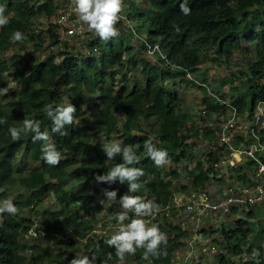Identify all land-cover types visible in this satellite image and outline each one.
Instances as JSON below:
<instances>
[{
    "label": "trees",
    "instance_id": "trees-1",
    "mask_svg": "<svg viewBox=\"0 0 264 264\" xmlns=\"http://www.w3.org/2000/svg\"><path fill=\"white\" fill-rule=\"evenodd\" d=\"M125 2L130 11L124 8L116 27L122 26L128 38L119 33L103 41L88 33L77 47L61 41L54 22L46 29L35 27L36 18L55 17L53 0H0L10 21L0 28V88L9 89L8 95L0 96V205L11 200L17 206L15 215H0V264H71L84 255L94 257L96 264H178L176 256L189 231L159 213L169 206L174 183L183 170L192 177L189 184L193 188L204 189L210 183L214 171L207 164L214 161L212 154H208L207 164L196 161L193 169L190 165L197 153L193 138L209 140L216 129L184 120L182 97L172 88L176 79L206 94L202 101L206 116L200 120L216 124L224 105L216 99L219 95L207 92L215 80L203 59L211 56L210 66H219L237 56L241 67L220 81L219 87L231 85L229 92H236L231 100L240 114L252 118L257 105L264 104V0H188L191 11L187 15L180 9L183 0H123V5ZM16 30L24 33L23 42L31 43L33 53L26 59L13 57L14 64H10L3 55L17 42L12 39ZM137 34H142V43L135 40ZM154 47L159 48L157 58L149 55ZM236 80L242 84L232 86ZM69 102L76 112L73 124L66 126L68 134L52 132L46 106L64 107ZM84 117L91 118L94 127ZM25 119L38 121L49 139L33 141L32 133H21L13 140L9 128L21 129ZM198 131L210 132L199 136ZM102 138L131 145L137 153L139 159L132 166L144 171L139 178L142 187L129 194L159 205L151 216L142 217L147 226L157 225L168 238L158 256L145 258V249L137 248L134 255L126 254L121 260L104 235H91L80 246L83 235L95 230V213L103 205L118 204L107 201L105 192L116 190L117 200L128 194L127 182L96 180L111 169L108 162L112 167L123 162L119 155L107 160ZM146 141L167 150L174 167L156 166L144 150ZM47 143L61 152L56 166L44 160ZM19 155L36 165L24 168L17 160ZM17 161L22 169L15 166ZM252 165L249 162L233 170L243 172L237 175L238 181L244 180ZM13 189L17 192L9 199ZM48 198L59 210L42 209ZM108 209L111 220L117 222L118 212ZM253 210L247 217L233 211L232 227L221 225L216 230L222 245L215 264H264V253L251 242L252 230L245 219L255 216ZM128 215L126 224L134 219L133 212ZM31 228L47 239L60 236L67 241L58 249L29 244L25 236ZM236 257L239 261L234 263Z\"/></svg>",
    "mask_w": 264,
    "mask_h": 264
},
{
    "label": "built area",
    "instance_id": "built-area-1",
    "mask_svg": "<svg viewBox=\"0 0 264 264\" xmlns=\"http://www.w3.org/2000/svg\"><path fill=\"white\" fill-rule=\"evenodd\" d=\"M55 24L61 41L70 44L74 41L82 42L88 33L95 34L79 20L73 0H67L66 7L57 16ZM151 52L159 54V48L154 47ZM187 77L192 79L190 75ZM198 85L204 86L201 83ZM221 103L224 109L221 111L223 114L220 115L219 122L213 124L207 121L202 125L204 128L215 127L216 131H212L214 137L209 140L200 138L199 141L203 146L206 145L205 155L202 156L204 161H200L201 164H207L208 154L214 157V161L210 165L207 164V167H212L214 171V175L210 176V183L206 184L204 189L193 188L189 184L192 177L183 171L182 175L180 174V177L185 178L184 180L181 178L183 185L173 189L169 206L159 213L168 220H173L175 212L183 215L179 224L176 220L173 223L189 231L190 237L192 235L194 240L201 235L207 224L211 228H216L217 225L225 227L226 220L232 218L233 211L244 215L251 209L264 208V131L258 128V123L264 116L262 111L264 104L257 105L251 118L247 113L240 114L231 103L225 101ZM205 116L206 110L202 107L197 117ZM245 122L246 125L243 126ZM198 132L200 136L210 131ZM198 148H195L194 153L199 152ZM249 162H253L252 172L246 173L244 180L234 182L232 185H216L223 171L232 172L238 166ZM36 235L37 232L31 228L25 237H36ZM194 251V249L189 250L187 256H192ZM202 252L206 251L203 249Z\"/></svg>",
    "mask_w": 264,
    "mask_h": 264
},
{
    "label": "clouds",
    "instance_id": "clouds-1",
    "mask_svg": "<svg viewBox=\"0 0 264 264\" xmlns=\"http://www.w3.org/2000/svg\"><path fill=\"white\" fill-rule=\"evenodd\" d=\"M73 3L75 11L79 14V20L87 25L89 31H94L101 40L107 41L119 34L116 24L120 20L123 0H73ZM180 9L185 15L190 13L188 0H183ZM6 11V5L0 3V28H4L10 23ZM12 39L23 42L26 37L23 32L16 30L12 33ZM8 91V88H0V96H5ZM75 112L76 109L70 102L64 107L53 108L52 105H47V116L53 122L52 132L67 135L66 126L73 124ZM22 123L21 129L9 128L13 140L19 139L21 133H32L33 141H47L49 139L48 132L41 131L38 121L25 119ZM144 150L156 166H163L169 162L167 150L157 148L151 141L145 142ZM103 152L109 161L114 160L119 155L123 162L116 164L105 174L97 175V182L114 183L118 180L121 184L127 182L128 186V194L123 195L119 200H117L118 193L116 190L105 192L107 201L113 204L118 203L124 210L115 215V219L122 226L107 243L115 247L116 254L121 260L126 254L134 255L137 248L145 249V258L149 254L158 256L160 246L167 245L168 238L157 225L147 226L142 217L151 216L155 210H158L159 205L151 201L145 202L141 197L129 194L136 193L141 189L142 184L139 182V178L144 175L142 168L132 166L139 159L136 151L131 145L123 146L120 141H112L104 145ZM43 155L48 165L56 166L60 163L61 152L54 145H48ZM129 212H133L138 218L131 219L129 223L124 224L126 220H129ZM4 213L15 215L17 206L11 200L4 202L3 205H0V215ZM71 264H96V261L94 257L90 258L84 255L72 259Z\"/></svg>",
    "mask_w": 264,
    "mask_h": 264
},
{
    "label": "rangeland",
    "instance_id": "rangeland-1",
    "mask_svg": "<svg viewBox=\"0 0 264 264\" xmlns=\"http://www.w3.org/2000/svg\"><path fill=\"white\" fill-rule=\"evenodd\" d=\"M55 2V4L57 5V10H56V15L55 17H51L50 19H46L45 17H38L34 20V24L35 27L40 29H46L48 27V25L52 22H56V18L57 16L65 9L66 4H67V0H53ZM130 5L128 3L125 2V4L122 6V11L120 13V19L122 18V15L124 13V8H126V11L129 12ZM124 16V15H123ZM135 20V19H134ZM135 22L137 23L138 21L135 20ZM118 33H120L119 35L123 36V38H128L127 36V32H125L122 29V26H118ZM136 37V41L138 43H142V34H137ZM75 45H79L80 43L77 42H71ZM138 46V44L136 45ZM134 49V48H133ZM83 50V49H82ZM33 53L32 51V46L31 43L29 42H20V43H13L12 47L10 50H8L4 55V59L9 61L10 64H14L15 59H12L13 57L17 58H23L25 57V59L27 57H30V55ZM149 55H151V57H156V54H153L151 51H149ZM35 57H37V55H35ZM211 57V56H210ZM210 57H204L203 59V65L208 68L211 69L212 68V76L211 78L213 80H215V86L213 84L212 87H210V89L207 90L208 93L212 92L214 93V95H219V96H215L216 98H218L219 100L221 96H223V100H221V102H226V103H232V98L236 95V92H229L230 86L231 85H225L224 87H219V83L222 80H225L228 77L229 73H237V69H239V67H241V63L237 56H235V58L232 60L231 63L224 61L222 64H220L219 66H210L211 62H210ZM157 58V57H156ZM155 58V59H156ZM159 58V57H158ZM152 59V58H151ZM137 74V81H141V77L138 73ZM135 77V76H134ZM133 82V81H132ZM172 83V82H171ZM240 83L242 84V82L240 80H236L235 83L232 84V86L234 84L240 86ZM170 85V82H169ZM119 88V86H117ZM181 97L183 100V116H184V120L186 122H196L197 124H199L200 127H202V125L204 124V122H201L200 118L197 117V115H199L202 106V101L205 97L206 94H204V92L198 88H194L191 87L190 85H188L184 80L181 79H176L175 81V86L172 87ZM215 91V92H214ZM8 95V93L6 94ZM6 98H3V100ZM3 102H6L3 101ZM90 105V104H89ZM90 111V108H89ZM262 111H263V115H264V106L262 107ZM258 112V111H257ZM259 113V112H258ZM87 115H90L89 113ZM88 117V116H87ZM211 117L213 118V115H211ZM84 120H86L85 122L89 125H91L92 127H94L91 118H83ZM246 125V122L243 123V126ZM258 128H261V131H264V116L260 119L259 123H258ZM96 130V128H94ZM193 140H195L196 143V147H199V152H197L193 157V162L190 165V169H193L195 167V163L196 161H204V159L202 158V154H205V149H206V145L203 146V144L200 141V139H196V137L193 138ZM113 140L111 139H104L102 138L100 140L101 143H103V147L104 145H106L107 143L112 142ZM50 145L49 143L46 144V146ZM105 155V153H104ZM105 157L108 160V157L105 155ZM17 160L21 162V164L24 166V168L29 169L30 167L36 165V164H32L30 162H28L25 159L24 155H19L17 156ZM15 162V166L18 167L19 169H22L21 166H19L17 163ZM108 165L110 166V168H112V165L110 164V162H108ZM165 166L167 168L170 167H174V165L171 162H168L167 164H165ZM180 170V166L178 167ZM184 171V170H183ZM248 172H252V169L248 170ZM243 172H240L239 174L236 172H230L229 170H225L223 171V173L221 174V178L219 180H217V184L218 186H225V185H229V184H234V182H238L237 180V175H242ZM252 174V173H251ZM22 175V174H21ZM181 178L182 180H184V177H179L178 182L174 183V188L180 187V185H183V182H181ZM49 181L52 180L51 178H47ZM66 185H69L68 183H66ZM17 190L13 189L11 191H9V195L11 196L9 199H11L15 194H16ZM99 202V201H98ZM104 207V208H103ZM103 207L95 213V222L93 223L94 225V231L93 234H85L83 235L84 237L82 238V240H80V246H82V244L84 245L86 243V241L89 239V236L91 235H104L107 236L111 239V237L113 235H115L121 228V223L119 221L114 222L113 220H111V213L108 212V208H110L112 211H116L118 213L124 211L121 206L119 204L117 205H103ZM261 207H259L258 209H254L253 213H254V217L252 218H245L247 219L248 223H249V227L252 230L250 239L251 242L256 246V247H260L261 250L264 253V208L260 209ZM42 209L44 210H50V211H55V210H59V208L57 207L56 203L51 199L48 198L46 199V201L44 202V205L42 206ZM28 216V214H26ZM247 214H245L243 217H247ZM174 217H172L173 220H170L172 222H174V220H176V223H180L181 219L183 217V215H181L178 212H175L173 214ZM134 218H138L135 216L134 214ZM235 218L232 216V218L227 219L226 220V229H228L229 227H232V225L234 224ZM148 221H146L147 223ZM126 224V223H124ZM209 224H207V226H205V229L210 228L208 226ZM217 229H220V225H217L216 228H211L208 232L201 233L200 236H197L196 239H193V236L190 235L188 236V238L185 240V246L178 252V255L176 256V261L178 264H189V263H195V264H215V255H217L218 253H220L221 250V241L222 238L220 236V233L216 232ZM67 241V238L65 237H57V238H51V239H47L46 237L42 236V235H36V237H28L25 238V242L29 243V244H40L42 246H46V245H50L52 248L54 249H58L59 247H63L65 245V242ZM191 249H194L195 251L193 252V255L188 257L187 256V252ZM203 249L206 251L205 253L202 252ZM242 260V258H241ZM232 261L234 263H237L239 261V259L233 258ZM30 264H32V262H30Z\"/></svg>",
    "mask_w": 264,
    "mask_h": 264
}]
</instances>
